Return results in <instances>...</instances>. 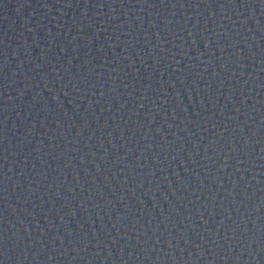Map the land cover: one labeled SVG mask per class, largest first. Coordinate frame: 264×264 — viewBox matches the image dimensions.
<instances>
[{
	"label": "water",
	"instance_id": "1",
	"mask_svg": "<svg viewBox=\"0 0 264 264\" xmlns=\"http://www.w3.org/2000/svg\"><path fill=\"white\" fill-rule=\"evenodd\" d=\"M0 264H264V0H0Z\"/></svg>",
	"mask_w": 264,
	"mask_h": 264
}]
</instances>
